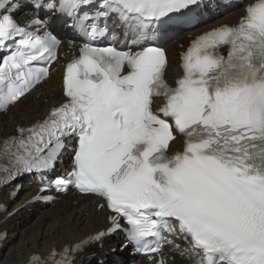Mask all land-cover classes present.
<instances>
[{"label": "snow or ice", "instance_id": "snow-or-ice-1", "mask_svg": "<svg viewBox=\"0 0 264 264\" xmlns=\"http://www.w3.org/2000/svg\"><path fill=\"white\" fill-rule=\"evenodd\" d=\"M198 3L0 0V112L46 82V65L58 60L42 10L84 41L64 66V100L0 137V184L53 171L71 145L70 169L40 192L74 187L114 213L106 230L28 264H76L84 244L117 230L152 264H165L162 246L149 242L161 230L182 238L192 264H264V0H252L238 24L195 37L170 84L151 29ZM21 11L35 16L22 24ZM113 24L124 44L98 46ZM178 139L181 150L171 151Z\"/></svg>", "mask_w": 264, "mask_h": 264}, {"label": "bare ground", "instance_id": "bare-ground-1", "mask_svg": "<svg viewBox=\"0 0 264 264\" xmlns=\"http://www.w3.org/2000/svg\"><path fill=\"white\" fill-rule=\"evenodd\" d=\"M229 3L230 0H215L208 3L207 9L211 15H215V20L199 28L186 31L176 40L168 43L166 46L168 52L166 77L170 81L180 74L178 51L181 47L179 45L182 43L184 46L187 43L188 33L193 36L215 24L235 21L242 13L240 6L229 9ZM215 4L217 6L212 9ZM57 64L58 62L54 63V65ZM59 83L60 73L53 71L46 82L36 87L9 114L0 117V137L13 134L16 125L30 124L36 118L44 116L50 106L61 102L63 97ZM180 147L179 139L171 145L172 149ZM8 189V186L1 189L0 201H6ZM74 199L77 200L76 197L68 195L65 201L57 202L38 215H33L35 216H32L33 219H31V215L26 217L25 208L18 209L12 216L6 218L5 214H0V231L7 230L9 232L4 240V245L0 248V258L6 249H8V253L0 264H20L25 262L32 253L47 254L53 247L60 249L64 245L71 244L88 233L107 225L103 212H94L88 197L81 206L73 205L72 200ZM167 236L165 249L173 253L179 263L192 262L193 258L189 254L188 245L182 243L178 236ZM105 240L106 242L101 248L83 253L82 264H101L99 259L108 264H115L113 260L115 255L124 260L122 264L129 261H132V264H145L143 257L135 258L130 255L127 247L124 250L117 248L115 252H111V247L121 245L120 240L114 237H108ZM93 252H96V255L90 258L89 254ZM80 258L81 256H79Z\"/></svg>", "mask_w": 264, "mask_h": 264}, {"label": "rangeland", "instance_id": "rangeland-1", "mask_svg": "<svg viewBox=\"0 0 264 264\" xmlns=\"http://www.w3.org/2000/svg\"><path fill=\"white\" fill-rule=\"evenodd\" d=\"M7 253H8V249H6V250L4 251V253L2 254V256H1V258H0V262L3 261V260H5V258H6V256H7Z\"/></svg>", "mask_w": 264, "mask_h": 264}]
</instances>
